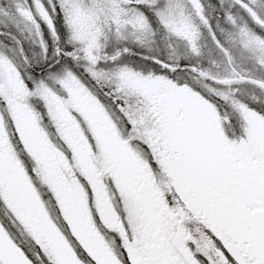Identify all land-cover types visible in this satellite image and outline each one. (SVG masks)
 Segmentation results:
<instances>
[{"label": "snow or ice", "instance_id": "snow-or-ice-1", "mask_svg": "<svg viewBox=\"0 0 264 264\" xmlns=\"http://www.w3.org/2000/svg\"><path fill=\"white\" fill-rule=\"evenodd\" d=\"M0 264H264V0H0Z\"/></svg>", "mask_w": 264, "mask_h": 264}]
</instances>
